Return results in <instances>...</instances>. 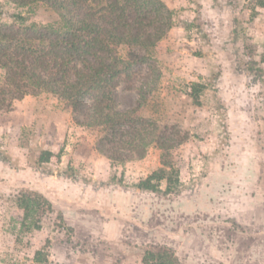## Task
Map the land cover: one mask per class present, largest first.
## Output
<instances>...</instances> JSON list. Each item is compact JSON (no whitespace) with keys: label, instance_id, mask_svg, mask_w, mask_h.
<instances>
[{"label":"rangeland","instance_id":"obj_1","mask_svg":"<svg viewBox=\"0 0 264 264\" xmlns=\"http://www.w3.org/2000/svg\"><path fill=\"white\" fill-rule=\"evenodd\" d=\"M163 1L174 25L154 50L162 77L140 114L186 137L173 151L177 191L136 187L161 166L157 145L112 161L96 148L101 129L75 121L87 104L74 112L51 93L27 95L0 110V264H144L150 243L172 247L182 264H264V9ZM1 2L2 21L20 13L62 27L45 3ZM114 95L120 110L136 104L124 85ZM44 150L53 156L38 165ZM29 192L54 212L42 219L20 208Z\"/></svg>","mask_w":264,"mask_h":264},{"label":"trees","instance_id":"obj_2","mask_svg":"<svg viewBox=\"0 0 264 264\" xmlns=\"http://www.w3.org/2000/svg\"><path fill=\"white\" fill-rule=\"evenodd\" d=\"M22 7L42 2L62 19V27L27 23L20 13L14 21L0 20V110L27 95L51 93L68 108L87 110L76 123L102 131L96 148L112 161L125 162L146 156L152 144L161 153V166L136 187L165 194L175 193L179 173L173 151L186 137L169 132L140 114L158 90L162 70L154 50L174 25L171 9L163 0H10ZM236 3V4H235ZM234 8H239L236 0ZM245 6L257 14L264 0ZM4 13L0 2V15ZM235 20L239 23L238 15ZM127 46L126 55L120 47ZM124 85L137 93L135 106L120 110L116 89ZM198 93L201 84H194ZM53 156L44 150L38 165ZM68 174H70L68 172ZM71 175V174H70ZM166 181L162 190L161 182ZM17 204L44 219L54 212L52 203L37 192L21 193ZM39 221V220H38ZM36 221L35 226L41 227ZM44 250L35 253L39 257ZM42 259V258H41ZM144 264H182L176 251L165 244L150 243L142 253Z\"/></svg>","mask_w":264,"mask_h":264},{"label":"crops","instance_id":"obj_3","mask_svg":"<svg viewBox=\"0 0 264 264\" xmlns=\"http://www.w3.org/2000/svg\"><path fill=\"white\" fill-rule=\"evenodd\" d=\"M3 1V0H0V2ZM1 70V69H0Z\"/></svg>","mask_w":264,"mask_h":264}]
</instances>
